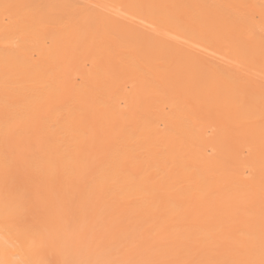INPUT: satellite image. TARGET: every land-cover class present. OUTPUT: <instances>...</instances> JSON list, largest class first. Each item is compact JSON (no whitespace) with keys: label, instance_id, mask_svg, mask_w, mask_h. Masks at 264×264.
Instances as JSON below:
<instances>
[{"label":"bare ground","instance_id":"6f19581e","mask_svg":"<svg viewBox=\"0 0 264 264\" xmlns=\"http://www.w3.org/2000/svg\"><path fill=\"white\" fill-rule=\"evenodd\" d=\"M87 2L0 0V226L77 264L103 209L102 264L134 238L143 264H264V0Z\"/></svg>","mask_w":264,"mask_h":264},{"label":"rangeland","instance_id":"374dc122","mask_svg":"<svg viewBox=\"0 0 264 264\" xmlns=\"http://www.w3.org/2000/svg\"><path fill=\"white\" fill-rule=\"evenodd\" d=\"M42 1V0H41ZM68 1V0H67ZM88 1V0H87ZM84 2V0L82 1V0H69V2H71L72 3V5H76V6H82V5H88V2ZM89 1H91L92 3L91 4H96L97 6H100L101 4V6H105V4H104V2H102L101 1V3H97V2H99V0H89ZM76 2V3H75ZM80 2H81V4H80ZM82 2H84V3H82ZM94 2V3H93ZM80 5H79V4ZM91 4H89V5H91ZM94 4V5H95ZM91 6H93V5H91ZM97 6H94V7H96V8H98ZM99 7V9L100 8H102L101 10H109V9H106V8H103V7ZM119 18H121L120 16H119ZM256 18V17H255ZM133 19V18H132ZM135 20H136V18H134ZM133 19V20H134ZM137 21H139L140 23H142L143 21H142V19H139V20H137ZM144 23V22H143ZM145 25L146 26H150L149 24H147V23H145ZM203 51V50H202ZM209 52V51H208ZM211 53H212V51H210ZM210 52L209 53H207V54H210ZM214 54L212 55V54H210L214 59H216L217 57H218V59L220 58V57H222L221 59H223V60H221V61H229V62H231V65H236L234 62H232V60L230 59L229 60V58H227V57H225V56H219L218 55V53H215V52H213ZM264 73V72H263ZM260 75V74H259ZM260 78H264V76H262L261 77V75L259 76ZM79 80V79H78ZM26 151V150H25ZM22 153V152H21ZM21 153H19L20 155H21ZM25 153V152H24ZM25 155V154H24ZM24 155H23V157H22V155H21V157L22 158H24ZM19 156V155H18ZM20 157V156H19ZM96 159H98V156H96L95 157ZM93 160H94V158H93ZM19 164H22L21 162H19ZM19 164H18V166L17 167H15V168H13V169H16L15 170V173H13V171H11L12 173L11 174H13V176H12V180H10L13 184H16L17 185V183L19 184V185H21L22 184V177H16V176H21V173L19 174L18 173V170H20L18 167H19ZM23 174V173H22ZM17 181V182H15V180ZM17 179H20V180H17ZM19 181V182H18ZM20 182H21V184H20ZM24 191V190H23ZM32 192H33V190H32ZM32 195H33V193H32ZM33 197V196H32ZM35 198V197H34ZM36 198H37V196H36ZM42 204V203H41ZM44 205V204H43ZM43 205H41V206H43ZM21 207V206H20ZM28 207H29V205H22V207H21V209H22V211H21V213L19 214V215H21L22 217H23V219H30L32 216H30V214H31V210H32V208L30 209H28ZM73 207V206H72ZM73 210H70V212H72ZM30 212V213H29ZM117 219V221H115V220H113L114 221V223H113V221H109V217L107 216V213H106V211L105 210H100L99 211V213L97 214V218H95L94 219V221L92 222V225L88 228H86V226L84 227V228H81L82 230H81V232H80V229H79V233H77V235L75 234V237L73 238L74 239V242H73V245H74V248H75V250L77 251V253H78V256H77V260H75L76 261V263L77 264H90L91 262V264H93V262H94V260H99V262L102 264V262L100 261V258H99V256L101 257L102 255H101V251H103L102 252V254L105 252V251H108V250H106V249H104L103 247H102V245H104V242H105V240H107L108 239V236H103V235H105L104 233L107 231V229L106 228H109L110 226H112V224L113 225H115V224H119V222L121 221V219L120 218H116ZM118 219H120V220H118ZM101 221V222H100ZM64 222V221H63ZM81 223V222H80ZM94 223V224H93ZM82 224V223H81ZM117 224V225H118ZM113 227V226H112ZM104 229H106L105 230V232L103 233V235H101L102 233V231H104ZM84 230V231H83ZM87 232V233H86ZM99 232H100V236L98 237V234H99ZM86 233V234H85ZM91 233H93L94 235H95V237H93V234H91ZM107 233V232H106ZM87 234H88V236L91 234V236H89V238L88 239H90V237H92L90 240H92V239H98V241L100 240V237L101 236H103V237H101V239L103 240H101L100 242L101 243H98V241L97 240H95V242L97 243V244H95V242L94 243H92L93 241H90V240H88V239H86V237H87ZM107 235V234H106ZM139 236V235H138ZM137 237V236H136ZM136 239H138V238H134V242L133 243H131L128 247H125V248H121V247H115L114 249H112L113 251H111V252H114V257H115V261L117 262H115L114 264H136V262H137V264H143V261H142V259H143V257H145V253L146 252H148V251H145V250H143V249H146L147 250V248L149 247V246H146L145 248L143 247V246H141L143 249L141 250L140 248V243H141V241H143V240H141L140 241V239L139 240H136ZM146 239V238H145ZM109 240V239H108ZM147 240V239H146ZM89 241V243H87ZM75 242H77L78 243V245H76V243ZM144 242V241H143ZM75 243V244H74ZM106 243V242H105ZM89 244V245H88ZM90 244H92L95 248H97L98 247V249L99 250H101V248H102V250L101 251H99V253H100V255L99 256H97L98 254H96V256H95V254L93 253V252H91V251H94L95 249H94V247H92ZM88 245V246H87ZM100 245H101V247H100ZM149 245V244H148ZM89 246H91L92 247V249H91V251H89L88 250V248H89ZM77 247V248H76ZM73 248V249H74ZM140 249V250H139ZM150 250V249H149ZM76 251H74V252H76ZM88 251V252H87ZM96 251H98L97 249L95 250V253H96ZM118 252V253H115V252ZM143 251V252H142ZM141 253L142 252V254H140V257H139V255H138V253ZM145 252V253H144ZM77 253H76V255H77ZM85 253V254H84ZM94 254V260L92 259L93 257H92V255ZM123 253H124V255H128V254H130V257L132 258L133 257V254H137L138 256H135V257H133V259L134 260H132V259H129L128 260V262H126V261H124V262H122L120 259H119V257L120 256H122L123 255ZM133 253V254H132ZM57 254H55V252H51L49 255H48V260H46V264L48 263V264H59V262H57V256H56ZM132 255V256H131ZM91 256V257H90ZM95 257H97V259H95ZM102 257H104L105 258V256H102ZM102 257H101V260H102ZM137 257V258H136ZM46 258V259H47ZM142 258V259H141ZM90 259V260H89ZM93 260V261H92ZM85 261H88V262H85ZM90 261V262H89ZM103 262L104 261H106L105 259H103L102 260ZM96 262V261H95ZM134 262V263H133ZM148 262V261H147ZM100 263H98L97 262V264H100ZM145 264H147V263H145Z\"/></svg>","mask_w":264,"mask_h":264},{"label":"clouds","instance_id":"9594fccd","mask_svg":"<svg viewBox=\"0 0 264 264\" xmlns=\"http://www.w3.org/2000/svg\"><path fill=\"white\" fill-rule=\"evenodd\" d=\"M0 264H46V261L38 254L34 242H18L0 226Z\"/></svg>","mask_w":264,"mask_h":264}]
</instances>
